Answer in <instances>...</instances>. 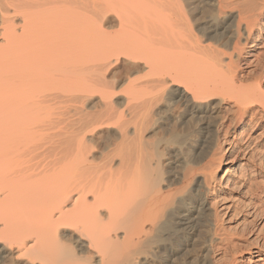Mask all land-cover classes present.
I'll list each match as a JSON object with an SVG mask.
<instances>
[{
  "label": "bare ground",
  "instance_id": "1",
  "mask_svg": "<svg viewBox=\"0 0 264 264\" xmlns=\"http://www.w3.org/2000/svg\"><path fill=\"white\" fill-rule=\"evenodd\" d=\"M263 32L264 0H0V264H235L209 216L225 158L264 212Z\"/></svg>",
  "mask_w": 264,
  "mask_h": 264
},
{
  "label": "rangeland",
  "instance_id": "2",
  "mask_svg": "<svg viewBox=\"0 0 264 264\" xmlns=\"http://www.w3.org/2000/svg\"><path fill=\"white\" fill-rule=\"evenodd\" d=\"M194 1V12L196 13V17L199 22H203L204 20L210 18V16L216 12V2L217 0H192ZM257 31V30H256ZM255 31V33H256ZM260 34H256L257 40H263L264 42V32L261 34V37H258ZM259 38V39H258ZM256 40V39H254ZM258 41H255V43ZM252 42L250 43L251 46ZM254 44V42H253ZM248 46V48L250 47ZM264 45H260V47H252V51L258 52L260 54L261 64L264 62ZM247 48V49H248ZM258 50V51H257ZM262 54V55H261ZM263 61V62H262ZM254 65V64H253ZM252 66V65H250ZM228 149H226V155L229 156ZM245 157V158H244ZM240 159L241 163H245L250 158L249 155L244 156ZM262 159V160H261ZM252 160V158H251ZM264 156L260 157V161L262 166H264ZM226 158L224 159L222 169L219 171V177L221 178V185L217 187L215 190V194L217 195V214L214 216V213L211 212L212 216H209V229H213L214 224L217 227L219 235L223 238H231L233 243L230 245H226L222 247V249H217L214 253L211 252L209 246L206 247V250L203 251V246H200L197 249L196 253L204 254L206 251H210L211 256L222 259L225 263L229 262L232 258H235V264H264V254L258 253V245L261 242L260 238L256 236V228L260 227L264 223V212L257 215L256 217V206L254 207V203H258V197L255 194H251L252 191L248 190V187L245 186V183L242 181L241 176L232 175L231 177H236L235 183H228L226 181L230 178V174H232L233 168L238 165L228 164L226 165ZM240 162H238L239 164ZM264 168V167H263ZM178 173L181 170L178 168L176 170ZM237 171V167L235 168V172ZM253 171V169H251ZM258 176V175H257ZM258 182L264 183V169L263 172L258 177ZM260 180V181H259ZM263 185V184H261ZM256 197H254V196ZM264 201V192L260 195ZM256 199V200H255ZM257 202V203H256ZM264 205V202H263ZM264 210V208H263ZM217 220V221H216ZM213 221V222H212ZM219 227H218V226ZM264 227V225L262 226ZM242 234V235H241ZM218 235V236H219ZM218 236H214L216 239V243H219ZM226 241H224L225 243ZM235 245V246H232ZM216 248L213 249V251ZM199 250V251H198ZM192 256L194 252L192 250L188 251ZM192 252V253H191ZM188 253V254H189ZM188 254L186 257H188ZM198 254V255H199ZM189 255L190 257H192ZM261 258L260 260H258ZM219 259V260H220Z\"/></svg>",
  "mask_w": 264,
  "mask_h": 264
}]
</instances>
